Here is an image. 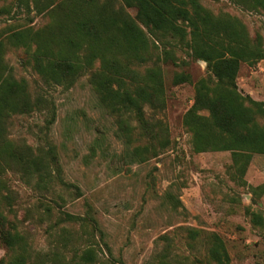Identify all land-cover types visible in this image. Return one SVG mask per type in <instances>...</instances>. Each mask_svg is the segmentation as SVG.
<instances>
[{
    "label": "rangeland",
    "instance_id": "rangeland-1",
    "mask_svg": "<svg viewBox=\"0 0 264 264\" xmlns=\"http://www.w3.org/2000/svg\"><path fill=\"white\" fill-rule=\"evenodd\" d=\"M200 2L215 15L239 18L251 39L261 40L264 47L263 9H248L236 0ZM47 22V16L26 4L0 0L2 38L14 29ZM166 41H156V50L172 49L176 63L160 61L167 104L145 108L151 138L143 136L134 114L111 113L102 105L89 74L71 88L48 86L28 62L27 50L5 40L4 59L14 75L27 81L32 98L41 93L56 110L52 123L46 107L13 114L6 132L15 146L30 145L44 163L54 147L60 176L54 177L52 166L53 177L39 184L37 175L29 177L22 169L3 170L8 187L3 193L10 195L5 210L28 237L33 254L57 253L49 264H78L88 246L97 250L98 264H264V154L254 153L243 170L231 151L194 150L184 114L194 102L195 83L215 77L205 61L192 57L186 41ZM181 72L192 81L174 84ZM237 84L243 95L264 101V58L242 62ZM124 118L132 124L129 139L121 128ZM258 120L264 125V116ZM89 206L103 232L65 219L66 212L82 215ZM216 236L228 254H222L221 262L210 256ZM6 254L0 244V259Z\"/></svg>",
    "mask_w": 264,
    "mask_h": 264
},
{
    "label": "trees",
    "instance_id": "trees-1",
    "mask_svg": "<svg viewBox=\"0 0 264 264\" xmlns=\"http://www.w3.org/2000/svg\"><path fill=\"white\" fill-rule=\"evenodd\" d=\"M48 18L38 28L14 29L0 37V244L7 254L0 264H49L57 253L37 252L28 237L10 219L4 207L7 189L5 167L22 169L27 176H38V183L60 176V159L54 147L49 162L35 155L30 145L15 146L7 137L8 118L46 107L51 109L48 123L55 121L56 110L41 93L32 98L28 83L17 78L5 59V40L23 47L29 63L48 86L71 88L89 74L100 102L111 113L129 112L139 121L143 136L155 138L146 106L162 109L167 92L160 61L175 60L172 49L157 52L159 43L173 38L191 49L192 57L203 60L213 78L195 83V97L183 122L192 133L197 152L228 150L235 164L245 170L254 153L264 154V101L243 95L237 84L242 62L254 64L264 58L261 40L253 41L245 24L227 13L213 14L200 0H17ZM248 9H263L264 0H236ZM135 9L133 15L129 9ZM5 10V8H3ZM150 36L155 40L151 41ZM148 62L152 64L146 65ZM188 73H176L174 84L191 82ZM125 136L132 137L128 118L120 121ZM154 136V137H153ZM141 154L140 147L134 155ZM141 161V160H140ZM52 166L55 168L52 170ZM76 188H78L76 186ZM73 223L100 227L92 207L85 214L65 213ZM106 246L109 248L107 243ZM228 257L224 241L216 236L210 256L221 262ZM93 246L83 249L78 264H98Z\"/></svg>",
    "mask_w": 264,
    "mask_h": 264
}]
</instances>
